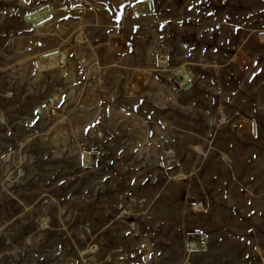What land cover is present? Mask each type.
I'll return each mask as SVG.
<instances>
[{"label": "rangeland", "instance_id": "1", "mask_svg": "<svg viewBox=\"0 0 264 264\" xmlns=\"http://www.w3.org/2000/svg\"><path fill=\"white\" fill-rule=\"evenodd\" d=\"M0 264H264V0H0Z\"/></svg>", "mask_w": 264, "mask_h": 264}, {"label": "bare ground", "instance_id": "2", "mask_svg": "<svg viewBox=\"0 0 264 264\" xmlns=\"http://www.w3.org/2000/svg\"><path fill=\"white\" fill-rule=\"evenodd\" d=\"M45 15V12L41 15L38 16V18H41V20L44 18L43 16ZM43 17V18H42Z\"/></svg>", "mask_w": 264, "mask_h": 264}]
</instances>
